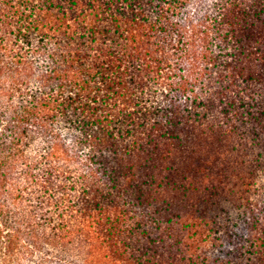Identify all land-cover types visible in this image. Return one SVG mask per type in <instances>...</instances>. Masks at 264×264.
<instances>
[{"label": "trees", "instance_id": "1", "mask_svg": "<svg viewBox=\"0 0 264 264\" xmlns=\"http://www.w3.org/2000/svg\"><path fill=\"white\" fill-rule=\"evenodd\" d=\"M34 2L0 21V264L78 237L88 243L84 261L103 247L117 264H204L194 239L207 213L178 216V238L162 232L142 253L147 233L129 205L153 192L154 150L178 140L183 125L209 124L213 108L225 115L230 101L255 99L235 81L264 86V0ZM25 47L43 57L34 93ZM257 97L248 130L264 146L261 90ZM57 120L72 128L69 142ZM35 131L46 138L40 176L25 150ZM263 235L258 227L247 242L250 264H264ZM166 236L174 253L157 250Z\"/></svg>", "mask_w": 264, "mask_h": 264}, {"label": "rangeland", "instance_id": "2", "mask_svg": "<svg viewBox=\"0 0 264 264\" xmlns=\"http://www.w3.org/2000/svg\"><path fill=\"white\" fill-rule=\"evenodd\" d=\"M209 1L204 0V4L207 5ZM32 2L35 3L34 0H0V21L3 18L13 21L11 14L30 6ZM17 16L14 18L17 19ZM24 54L29 55L32 69L39 66L43 58L26 47ZM35 71L33 69L34 76L27 83L32 93L39 89V74ZM251 82L235 81L243 90L256 92L253 96L255 99L230 101L232 106L227 107L225 115L221 110L213 108L212 111L209 107L208 111H212L207 116L210 125L199 126L198 122L183 125L175 132L179 139L173 140L174 144L171 140L166 146L161 145L153 151V160L147 170L158 174V178L152 182L154 193L144 194V205H129L130 216H133L136 225L142 227L143 223L144 233H147L145 236L141 232V237H138L142 243L137 245L140 252L149 251V241H157L162 232H174L178 238L181 234L178 216L204 211L207 213V224L198 227L200 231L194 239L198 259H203L204 264H211L216 258L250 264L246 257L251 255L252 248L247 242L258 227L264 228V146L256 143L248 130L255 124L252 116H249L254 114L251 105L261 100L257 97L258 90L262 91L264 99V86ZM152 88L155 89L154 86ZM161 97L159 95L158 100L163 99ZM232 109L238 110L240 114L229 113L228 110ZM258 119L264 123L263 116H258ZM53 125L60 137L69 142L72 128L63 120H57ZM40 134L37 131L31 133L25 147L29 156H32L34 173L38 176L47 167L45 159L39 153L36 154L46 142L44 134ZM160 169L163 170L158 172ZM61 180L50 177V185L60 186L63 183ZM34 195L37 193L34 192ZM140 226L135 228L139 229ZM165 238L157 243L161 245L157 250L174 253L177 244L170 241L169 237ZM87 251L88 243L78 237L62 247L43 244L28 260L20 259L11 264H117L114 257L105 254L103 247L92 258L90 255V259L84 261Z\"/></svg>", "mask_w": 264, "mask_h": 264}]
</instances>
